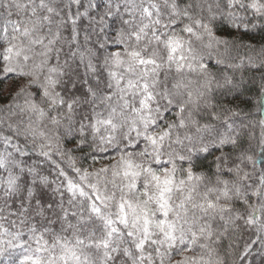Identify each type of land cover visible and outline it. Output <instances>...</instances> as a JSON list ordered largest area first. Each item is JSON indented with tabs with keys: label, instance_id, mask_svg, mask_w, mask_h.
<instances>
[{
	"label": "snow or ice",
	"instance_id": "obj_1",
	"mask_svg": "<svg viewBox=\"0 0 264 264\" xmlns=\"http://www.w3.org/2000/svg\"><path fill=\"white\" fill-rule=\"evenodd\" d=\"M252 33L264 0H0V264H264Z\"/></svg>",
	"mask_w": 264,
	"mask_h": 264
},
{
	"label": "trees",
	"instance_id": "obj_2",
	"mask_svg": "<svg viewBox=\"0 0 264 264\" xmlns=\"http://www.w3.org/2000/svg\"><path fill=\"white\" fill-rule=\"evenodd\" d=\"M245 43H252L257 48L260 47L262 43H264V34L261 33H252L248 36L244 37ZM246 76L249 75V73H245ZM251 75L256 76L258 78V73H251ZM0 87L7 88L8 85H0ZM258 94V88L253 86L251 83L246 85L245 90L243 91V95L241 96V100H247L249 101L247 105H241L242 107H246L248 110L254 111L255 108V96ZM234 103H239V101H234ZM250 260H252V264H259V257H256L255 259H252L250 257Z\"/></svg>",
	"mask_w": 264,
	"mask_h": 264
}]
</instances>
